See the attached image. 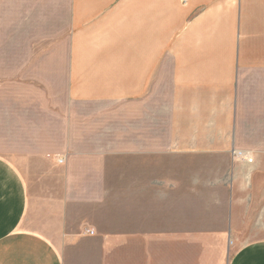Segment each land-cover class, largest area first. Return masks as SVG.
<instances>
[{
  "label": "crops",
  "instance_id": "obj_1",
  "mask_svg": "<svg viewBox=\"0 0 264 264\" xmlns=\"http://www.w3.org/2000/svg\"><path fill=\"white\" fill-rule=\"evenodd\" d=\"M241 209H264V0H0V264H214Z\"/></svg>",
  "mask_w": 264,
  "mask_h": 264
},
{
  "label": "rangeland",
  "instance_id": "obj_2",
  "mask_svg": "<svg viewBox=\"0 0 264 264\" xmlns=\"http://www.w3.org/2000/svg\"><path fill=\"white\" fill-rule=\"evenodd\" d=\"M222 200L227 198L226 193H220ZM225 204L221 203L220 206ZM216 214L219 220L218 227H221L222 216L225 215V211L222 207L216 210ZM228 213V210H227ZM238 217L241 223L235 224L232 227L231 236L225 241L218 242V248L214 249L212 253L215 254L213 260L214 264H227L229 259L241 246L256 240L264 239V209H241L238 210Z\"/></svg>",
  "mask_w": 264,
  "mask_h": 264
},
{
  "label": "built area",
  "instance_id": "obj_3",
  "mask_svg": "<svg viewBox=\"0 0 264 264\" xmlns=\"http://www.w3.org/2000/svg\"><path fill=\"white\" fill-rule=\"evenodd\" d=\"M232 155L234 158H238V159H246L249 162H252L253 159L247 154V152L239 150V149H234L232 151ZM63 160H60V162H62Z\"/></svg>",
  "mask_w": 264,
  "mask_h": 264
}]
</instances>
